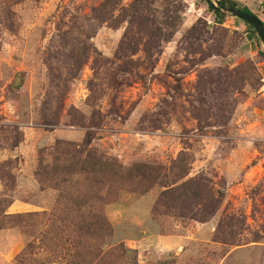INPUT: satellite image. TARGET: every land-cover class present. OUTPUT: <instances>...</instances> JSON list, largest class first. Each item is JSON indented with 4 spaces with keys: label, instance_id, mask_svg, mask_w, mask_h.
Segmentation results:
<instances>
[{
    "label": "rangeland",
    "instance_id": "obj_1",
    "mask_svg": "<svg viewBox=\"0 0 264 264\" xmlns=\"http://www.w3.org/2000/svg\"><path fill=\"white\" fill-rule=\"evenodd\" d=\"M234 1L264 23V0ZM140 2L179 17L158 50L136 43ZM226 17L205 0H0V264H264V47ZM58 142L155 185L41 186ZM77 207L105 235L79 238Z\"/></svg>",
    "mask_w": 264,
    "mask_h": 264
},
{
    "label": "trees",
    "instance_id": "obj_2",
    "mask_svg": "<svg viewBox=\"0 0 264 264\" xmlns=\"http://www.w3.org/2000/svg\"><path fill=\"white\" fill-rule=\"evenodd\" d=\"M219 2L226 7L237 8L242 12L253 15L259 19L249 9L239 8L238 4L234 0H219ZM146 4L147 3L145 2H140L132 7L133 15L130 13V16L132 15L131 18H140V23L136 20L138 31L140 33L135 36V40L137 42L134 39L133 40L136 43L145 41V43L148 44L150 39L152 40L155 49L158 50L161 42L168 40L174 34L171 30L168 32L170 25H173L176 22L179 23L180 20L178 16H176L174 13L171 14L169 11L166 13V19H161L159 22L157 20H146L139 14V12L144 11L143 7ZM210 12L214 15L216 20L214 26L221 24V22L227 18L226 15L214 12L211 9ZM161 24L163 25L162 28L159 27ZM246 26L250 30L253 38L259 42L260 40L253 28L247 24ZM199 27V24L193 26L190 33H197L199 31ZM164 30L167 31V34L165 35L163 34ZM148 47L152 46L148 44ZM71 146L72 145L69 143L58 142L52 147V161L47 158L45 159L42 156L39 166L40 169L37 174L41 186L47 185L49 187L58 189L60 186L70 185V183L76 179V177L80 178L78 179L79 183L81 179H86V183L89 181L96 184H101L100 182L102 181L103 184H107V186L112 191H114V187H116L118 183H122V185L133 186L132 183L138 178L141 179V182L147 183L150 186L155 185L156 178L147 172L149 170L147 165L134 164L131 167L123 168L114 160H101L97 159L95 156L84 158L79 150H73ZM184 158L185 157L183 155L180 156L179 161H184ZM176 166H178L177 162L174 167ZM184 173L185 172H183L180 177H182ZM88 174H90L91 177L87 178ZM135 184H138V182ZM172 192L174 193L175 191L172 190ZM166 195H169V192H167ZM82 203L87 205L86 201H82ZM76 212L83 215V217L87 219V223H85V225H77L74 229V232L79 238L85 240L88 236L95 238L105 235L106 229L101 224H93L90 215L83 212V208L77 207ZM69 219L70 218H68V221L72 223L73 219ZM78 237H74V239H78Z\"/></svg>",
    "mask_w": 264,
    "mask_h": 264
},
{
    "label": "water",
    "instance_id": "obj_3",
    "mask_svg": "<svg viewBox=\"0 0 264 264\" xmlns=\"http://www.w3.org/2000/svg\"><path fill=\"white\" fill-rule=\"evenodd\" d=\"M205 2L207 3L208 7L214 12L236 18L251 26L264 47V24L261 20L257 19L253 15L242 12L237 8L226 7L220 4L218 0H205Z\"/></svg>",
    "mask_w": 264,
    "mask_h": 264
}]
</instances>
